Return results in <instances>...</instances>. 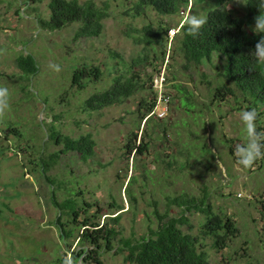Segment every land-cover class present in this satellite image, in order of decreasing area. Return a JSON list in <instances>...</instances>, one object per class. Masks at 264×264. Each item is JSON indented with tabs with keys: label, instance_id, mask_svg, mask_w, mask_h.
<instances>
[{
	"label": "rangeland",
	"instance_id": "374dc122",
	"mask_svg": "<svg viewBox=\"0 0 264 264\" xmlns=\"http://www.w3.org/2000/svg\"><path fill=\"white\" fill-rule=\"evenodd\" d=\"M94 1L107 4L102 33L74 40L78 23L56 30L39 27L36 18L48 17L49 0H0V86L7 87L10 93V107L0 117V264H52L59 255L71 257L65 254L67 247L61 246L55 223L59 211L51 199L47 177L63 182L55 201L81 190L88 201L98 200L104 212H110L108 203L113 200L122 204L119 225L125 236L140 237L148 226L155 227L153 210L164 211L171 197L183 193L188 197L207 196L212 209L232 216L238 227L227 246L216 250L210 237L201 236L204 215H189L190 232L199 236L211 263L264 264V159L243 169L235 156V146L244 142L238 118L243 109L236 107H243L245 102L240 92L236 93L239 97L214 101L213 90L225 60L213 53L210 61L204 59V64L185 69L175 39L179 22L189 12L203 16L215 1L189 2L186 9L174 15L148 10L146 16L137 17L130 10L134 0ZM226 9L245 16L244 4L237 0L229 2ZM160 21L168 22L171 28L166 55L156 59L153 45L147 46V53L143 43H134L126 33L146 23L157 27ZM253 27L254 19L246 29L253 33ZM27 53L37 65L32 74L24 73L16 64L15 58ZM145 54L147 59L134 65L142 87L132 96L98 111L81 110L83 100L93 90L105 88L114 73L127 70L134 59ZM83 62L99 65L102 80L90 82L79 91L69 88L73 68ZM50 64L60 65L61 71H54ZM147 74H152V89ZM176 84L189 91L178 89ZM67 89L68 96L64 94ZM154 92L156 105L148 116L159 124L157 133L161 125L167 128L160 139L155 134L144 154L127 159L124 143L128 134L136 130L140 99ZM258 110L262 111L258 122L264 132V108ZM53 123L60 133L72 137L90 134L95 141L94 154L82 159L68 152L61 154L45 173L35 168L30 159L38 150L43 148V156L48 159L60 147L48 141ZM10 126L19 130V137L10 132L5 135ZM139 127L140 131L145 127L144 120ZM129 179H134L129 186L136 197L134 208L125 191ZM171 211L176 215L180 209L172 206ZM79 247L74 239L68 251ZM102 259L104 264H129L113 251L104 252Z\"/></svg>",
	"mask_w": 264,
	"mask_h": 264
},
{
	"label": "trees",
	"instance_id": "16d2710c",
	"mask_svg": "<svg viewBox=\"0 0 264 264\" xmlns=\"http://www.w3.org/2000/svg\"><path fill=\"white\" fill-rule=\"evenodd\" d=\"M206 1L134 0L130 10L133 17L146 16L148 10L162 15H174L181 12L182 9H186L189 2L192 5ZM213 1H215V6L203 15L207 17V23L197 35L187 34L184 19L178 24L179 28L175 39L178 42L177 49L184 60L183 68L188 69L192 65L204 64L203 60L210 61L213 53L225 60L226 63L222 67V72L219 73L220 80L214 87L212 98L214 101H220L228 96L239 97L236 93L240 92L245 105L243 107L239 105L236 108H255L259 113L256 120L257 131L261 132L262 128L258 120L260 121L262 111L258 108H264V63H258L254 59L252 49L255 43L264 36V33H249L246 26L254 17L264 15V0H243L245 7V16L243 17L234 15L226 9V5L233 0ZM48 8L50 10L48 17L37 16L36 18L39 27L56 30L71 23H78L74 31V40L98 37L103 31V20L108 15L107 4L98 5L94 0L83 2L49 0ZM170 28L168 22L160 21L157 23V27H154L152 23H146L141 28H133L126 34L133 39L134 43H143L145 52H147V46L153 45L154 57L157 59L161 56L163 59L166 55L165 45L168 41ZM133 32L138 35H132ZM158 46L160 50L157 49ZM113 55L118 56L117 53H113ZM15 59L19 69L24 73L32 74L36 71V61L31 54H20ZM146 59V54L139 55L127 70L114 73L109 85L93 90L83 100L81 110L88 113L98 111L104 107L122 103L132 96L139 87H142L140 75L134 70V65ZM147 77L149 87L152 89V74H147ZM101 80V67L83 62L73 68L69 88L76 87L79 91L85 88L88 83ZM174 86L189 91L184 86L180 87L177 84ZM69 90H65L64 94L68 96ZM156 95L154 92L152 96L148 95L140 99L137 108L139 119L136 130L128 134L124 143V154L127 159L130 155H133L134 159L136 155L144 154L155 134L160 139L159 135L167 128V125H161L162 128L157 133L159 124L151 115L148 116L156 105ZM163 95H165V99L166 94ZM53 118L55 120L56 115ZM142 120H144L145 127L140 131L139 125ZM6 132L19 137V130L16 127L10 126L5 130V135ZM137 137H139L138 143H136ZM48 141L60 146L59 149L50 153L49 158L46 159L43 156L42 148L37 151L35 158L30 159V163L43 173L59 159L61 154L74 152L82 159H87L95 151V141L90 134L78 137L62 134L56 129L54 123ZM45 143L46 141L43 144L45 145ZM228 148L232 153V147ZM47 179L49 180L51 199L59 211L55 223L58 227L61 246H66L65 254L69 253L71 256L68 259L67 255H59L52 264H69L68 260H70V264H104L102 254L111 251L121 254L123 261L129 264H212L199 236L190 232L192 223L189 215L193 212H200L204 215L200 224L201 236L210 237L211 245L216 250L224 249L228 241L234 238L238 231L234 218L222 211H214L207 196L188 197L183 193L169 198L164 211L161 212L157 208L153 210L157 224L155 227L148 226L145 235L140 237L125 236L119 225L123 212L121 211L122 204L113 200L108 203L110 212H104V207L98 200L88 201L82 196L84 191L81 193V190H73L69 193L74 195L66 196L61 201H55L57 200L55 198L56 191L62 188L63 182L54 177H47ZM133 180L129 179L125 186L132 208L135 207L136 197L130 191L129 186ZM172 206H177L180 212L175 215L171 211ZM116 212H118L116 215H112ZM105 213L109 215L103 216ZM71 238L77 239V243H79L80 247L76 251H68L73 241H70ZM246 252L247 250L244 249V256H247Z\"/></svg>",
	"mask_w": 264,
	"mask_h": 264
},
{
	"label": "clouds",
	"instance_id": "9594fccd",
	"mask_svg": "<svg viewBox=\"0 0 264 264\" xmlns=\"http://www.w3.org/2000/svg\"><path fill=\"white\" fill-rule=\"evenodd\" d=\"M238 3H244L243 0H237ZM255 33H264V15H258L253 18ZM207 23L206 16L195 15L189 12L184 17V24L187 26V34L195 36L200 29ZM252 55L258 63H264V36H262L254 45ZM54 71H61L60 65H49ZM9 89L0 86V117H3L9 109ZM259 113L255 108H245L238 114V118L243 127L244 142L235 146V156L238 165L243 169H250L259 159H264V132L257 131L256 120Z\"/></svg>",
	"mask_w": 264,
	"mask_h": 264
}]
</instances>
